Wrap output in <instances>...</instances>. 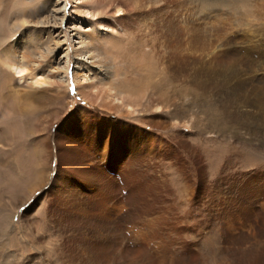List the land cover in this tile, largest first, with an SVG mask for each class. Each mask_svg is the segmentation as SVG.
Returning a JSON list of instances; mask_svg holds the SVG:
<instances>
[{"label":"rangeland","instance_id":"rangeland-1","mask_svg":"<svg viewBox=\"0 0 264 264\" xmlns=\"http://www.w3.org/2000/svg\"><path fill=\"white\" fill-rule=\"evenodd\" d=\"M68 1L108 28L112 75L37 86L0 60V110L43 117L33 136L4 130L0 264H102L95 248L107 264H264V0ZM31 20H9L0 51L42 30Z\"/></svg>","mask_w":264,"mask_h":264},{"label":"bare ground","instance_id":"bare-ground-1","mask_svg":"<svg viewBox=\"0 0 264 264\" xmlns=\"http://www.w3.org/2000/svg\"><path fill=\"white\" fill-rule=\"evenodd\" d=\"M1 1L3 0H0V4L2 3ZM6 1L7 0H4V2ZM8 1V4H5L0 11V46H2L1 44H3L4 40L8 36V32L5 28L7 22H10L11 20L13 22L12 28L14 27L12 29L13 31L16 29L24 31L26 27L32 24L31 19L33 17V14H35V17L39 19L37 23L42 29L22 33L20 37L16 39L12 44L0 51V60L2 61V63L8 66V68H10L11 70L15 71V73H17L19 77L26 76L28 73H30L31 76H33L31 81L34 82V85L38 86L45 84L47 85L46 81H40L41 78L42 80L43 78L48 80H55L54 82L59 84H68L70 76H72L75 79L77 86L82 89L83 86L91 87V85L93 84V80L95 79L105 81L112 75L113 66L111 64L108 65L105 63V57L99 49V45L101 44L100 40L102 37H104V32L108 29L107 27L102 26L99 28L96 27L92 21L87 20L86 18H79L76 15L71 16V12L69 13L67 9V2H69L68 0L64 2L62 0H28L29 3L25 0ZM78 3L83 4L82 1L79 0ZM67 22L70 23L68 24L69 27H66L68 30L64 29ZM57 30H59L58 33ZM68 38L73 40L71 45L73 47V55L72 53H70V48H67L63 53V56L61 57V61L59 60V62V54L57 53V50L62 44L66 43L69 40ZM228 45V41H225L223 47ZM72 63L74 64V69L73 71H70ZM4 73L2 75V79L0 80V92L2 90H5L7 86L4 81L5 77H7L5 76L7 73ZM52 82L53 81H50L48 82V84L52 86L54 84ZM115 93L122 94V92L118 90H115ZM17 96V98L19 99V96L21 97V94H17ZM17 98H14V100ZM9 108H7V110H0V153L3 152V146L13 145V143L9 140L7 134L4 133V130H10L11 128L20 136L24 135L25 138L26 136L30 137L35 135L38 124L43 123V117H40L41 109L37 106L31 105V103L29 104L28 109H26L25 111H21L20 108L13 110ZM17 143L18 142H16L15 144L16 146L18 145ZM26 145L29 147L31 144L27 143ZM37 151H39L41 155L42 150L30 148L29 155L32 158L33 169H35L39 174V176L37 177L39 179H43V168L46 165V160L44 159L43 155L40 156L39 154H37ZM18 155H21V152ZM23 155L24 152L22 153V156ZM33 177L34 176H32V178ZM11 181L12 182L7 183V185L14 192H18L17 188H19L20 186L18 185V183H15V180ZM21 181L19 184H21ZM7 219L8 217L5 219L0 217V234L6 237H8L9 235L8 227L10 226L7 224ZM100 250L101 249L98 250V248H95V254L99 253L100 255H97V257H95V254L92 252L94 254L95 260L97 258L98 263L107 264L108 254L106 253V250L103 249L101 252ZM101 255H103V257H101ZM10 257L11 256L9 254L5 255L4 260L3 262H1V264H12V262L10 261ZM98 257L101 258L99 259ZM116 262L118 261L116 260Z\"/></svg>","mask_w":264,"mask_h":264}]
</instances>
